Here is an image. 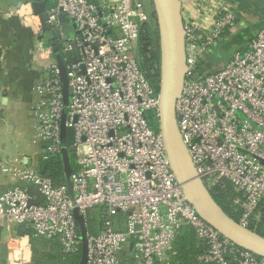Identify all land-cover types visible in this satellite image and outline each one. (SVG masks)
<instances>
[{
    "label": "built area",
    "instance_id": "obj_1",
    "mask_svg": "<svg viewBox=\"0 0 264 264\" xmlns=\"http://www.w3.org/2000/svg\"><path fill=\"white\" fill-rule=\"evenodd\" d=\"M182 2L188 71L176 102L178 126L208 189L230 182L241 193L238 221L251 228L264 200V27L243 51L210 70L206 54L237 27L238 2ZM61 11L78 25L76 35L65 32ZM47 14L61 31L59 53L71 88L65 125L74 130V197L67 181L55 184L40 165L11 168L25 185L0 195L9 264L33 258L32 237L17 233L18 225L30 226L33 237L56 239L67 254L80 252L76 208L88 227V264H132V242L134 264H170L183 225L205 244L197 257L202 264H264L198 215L170 167L160 127L149 121L159 118L160 95L139 63V47L143 24L158 26L145 0H55ZM22 18L35 28L34 58L44 71L39 89L48 98L46 110L38 111L37 136L48 157L61 155L65 103L53 37L31 6ZM7 163L0 159V167ZM32 183L44 195L40 203H30ZM95 207L99 230L90 232L88 213Z\"/></svg>",
    "mask_w": 264,
    "mask_h": 264
},
{
    "label": "water",
    "instance_id": "obj_2",
    "mask_svg": "<svg viewBox=\"0 0 264 264\" xmlns=\"http://www.w3.org/2000/svg\"><path fill=\"white\" fill-rule=\"evenodd\" d=\"M15 7L30 4L33 11L40 16L43 30L50 32L54 46V52L58 61V68L63 85L65 108L61 121V137L63 149L61 152L64 162L66 181L71 197H74L73 165L71 156L75 154L74 130L65 125L67 106L70 102L71 88L68 85L66 66L58 53V39L61 36L60 28H53L47 22V9L51 0H7ZM159 34L160 48V115L159 127L162 133L165 149L168 155L170 167L183 189L187 200L195 207L198 215L207 223L217 229L224 237L233 241L239 247L256 255L264 257V235L254 229L242 225L229 215L213 197L196 166L189 149L183 139L177 122L176 102L182 94L188 65L186 61V29L182 13V0H152ZM58 18L62 24H72L77 31V24L73 23L65 12L61 11ZM44 173V171H42ZM27 192L35 195L30 203H40L44 195L39 186L32 183L27 185ZM76 224L81 234V257L78 264H88L89 239L88 227L85 218L76 208L74 210ZM1 257L7 258V246L1 247ZM131 260L134 264V243L130 244Z\"/></svg>",
    "mask_w": 264,
    "mask_h": 264
},
{
    "label": "crops",
    "instance_id": "obj_3",
    "mask_svg": "<svg viewBox=\"0 0 264 264\" xmlns=\"http://www.w3.org/2000/svg\"><path fill=\"white\" fill-rule=\"evenodd\" d=\"M187 3L192 5V0ZM15 10L18 14L10 15ZM29 12V4L15 7L0 0V159L8 161L5 168L0 167V195L16 185H25L11 174L13 166L31 168L34 158L33 167L40 165L42 172L45 168L42 160L48 157L37 136L38 111L46 110L42 103L48 98L39 89L44 71L34 58L35 28L22 18ZM19 139L29 144L17 151L15 143ZM1 238L2 233L0 247L6 236L4 242ZM0 264H9L8 255L6 259L1 257V249Z\"/></svg>",
    "mask_w": 264,
    "mask_h": 264
},
{
    "label": "trees",
    "instance_id": "obj_4",
    "mask_svg": "<svg viewBox=\"0 0 264 264\" xmlns=\"http://www.w3.org/2000/svg\"><path fill=\"white\" fill-rule=\"evenodd\" d=\"M237 1V19L239 16H242V14L245 13L253 16L264 17V0ZM53 5L54 3L52 6ZM139 58L141 60V67L146 73L147 78L156 88V90L159 91V34L155 26H153L151 23H145L141 28ZM149 121L152 126L159 128L160 123L158 117L149 116ZM74 161V156H71L72 165L75 167ZM42 162L43 167H45L44 175L51 177L55 184L66 182L64 162L61 155L45 157L43 158ZM211 193L216 201L223 207V209L238 221L241 209L235 201L241 196V193L238 192L228 181H223L221 184L217 185L213 190H211ZM257 213L260 215V219L256 226H251V229H254L260 234L264 235V200L260 202ZM89 230L90 232L94 231L90 227V224ZM15 231L19 234H29L32 237V243L35 244V247L38 243H45L49 248H52V250H50L53 254L51 258L45 257L44 252L36 248L35 257L33 254L34 261L32 259L30 264H78L80 261L81 251L74 254H67L63 251L62 245L56 239L48 240L33 237V229L30 226L18 225ZM204 249L205 244L197 238L194 229L191 226L183 225L178 230L174 239L175 253L170 257V264H202V262H200L197 257L201 252L204 251Z\"/></svg>",
    "mask_w": 264,
    "mask_h": 264
},
{
    "label": "rangeland",
    "instance_id": "obj_5",
    "mask_svg": "<svg viewBox=\"0 0 264 264\" xmlns=\"http://www.w3.org/2000/svg\"><path fill=\"white\" fill-rule=\"evenodd\" d=\"M53 3L55 4V0H51L50 7L52 6ZM145 3H146L147 11L150 16V20H153L155 24L156 16H155V9L153 5V1L145 0ZM236 26L237 27L235 28V30L227 31L224 34V36L218 41V43L213 48V50L206 54V57L209 58L208 61H210V70H213V69L215 70V69L220 68L221 65H223L225 61L229 60V57L232 53L236 51H243L248 40L253 35L258 33V31L260 30V27H264V17L253 16V15L245 13V14H242V16L238 17ZM64 28L68 36L76 35V30L73 28L72 24H64ZM137 55H138V52H137ZM138 59L141 65V60L140 58ZM204 68L205 67L203 66V69ZM28 144L29 142L27 140L19 139L15 143L16 150L17 151H20L21 149L24 150ZM34 162H35V159L33 158L29 167H33ZM98 214H99L98 207H95L93 210H90L88 213V221H89L90 227L94 230L92 232H97L99 230ZM5 235L6 233H2L1 239L3 240V242L5 241L4 240ZM32 245H33L32 247H34V253H33L34 257L36 255V248L43 251L45 257L47 258L52 257L53 254H52V251H50L52 250V248H49L47 244L38 243L36 244V247H35V244L32 243Z\"/></svg>",
    "mask_w": 264,
    "mask_h": 264
}]
</instances>
